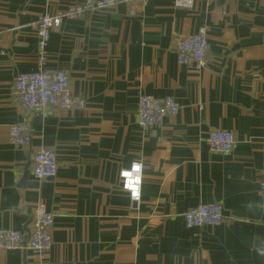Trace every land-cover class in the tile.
Returning a JSON list of instances; mask_svg holds the SVG:
<instances>
[{
	"label": "crops",
	"instance_id": "obj_1",
	"mask_svg": "<svg viewBox=\"0 0 264 264\" xmlns=\"http://www.w3.org/2000/svg\"><path fill=\"white\" fill-rule=\"evenodd\" d=\"M81 0H0V229L29 231L32 208L53 212L41 264H264V0H129L62 20L50 33L48 65L67 71L83 109L24 112L17 74L36 69L33 23ZM206 27L201 68L177 61L180 36ZM172 96L174 115L142 127L139 94ZM26 118L29 146L8 141ZM212 129L234 147L211 151ZM54 150L52 178L31 174L34 148ZM142 164L141 196L119 171ZM223 206V222L188 228L183 213ZM0 264H36L27 248H0Z\"/></svg>",
	"mask_w": 264,
	"mask_h": 264
},
{
	"label": "built area",
	"instance_id": "obj_2",
	"mask_svg": "<svg viewBox=\"0 0 264 264\" xmlns=\"http://www.w3.org/2000/svg\"><path fill=\"white\" fill-rule=\"evenodd\" d=\"M118 1L120 0H81L63 11L54 14L42 13L37 17L33 23L38 45L37 67L17 74L13 84L15 98L24 112H39L47 106L84 108V100L70 90L67 71L48 65L46 46L49 36L61 25L64 18L73 19L85 12L101 10ZM192 2L193 0H174L177 6L183 7H190ZM174 49L180 64L203 67L208 52L206 27L202 26L192 34L177 38ZM178 109L179 104L172 96L159 98L142 93L138 96L137 121L140 126L147 128L161 122L165 116L176 114ZM30 139L31 126L26 118L10 126L8 134L10 144L29 146ZM206 143L211 151L227 154L234 147L235 137L230 130L212 129L207 135ZM31 160V174L34 178L41 180L55 176L58 162L53 149L43 146L34 148ZM118 177L120 188L133 202H137L141 196V162L134 161L128 168L121 169ZM258 195L264 205V180L259 183ZM223 211L222 204L218 202L198 204L183 213L185 226L191 228L218 225L223 222ZM53 216V212L47 210L43 203H37L29 217L27 239L24 241V233L20 230L0 229V248H27L33 254L36 264H41L51 246Z\"/></svg>",
	"mask_w": 264,
	"mask_h": 264
},
{
	"label": "water",
	"instance_id": "obj_3",
	"mask_svg": "<svg viewBox=\"0 0 264 264\" xmlns=\"http://www.w3.org/2000/svg\"><path fill=\"white\" fill-rule=\"evenodd\" d=\"M27 234L24 235V241L27 239ZM23 250H26L25 248Z\"/></svg>",
	"mask_w": 264,
	"mask_h": 264
}]
</instances>
